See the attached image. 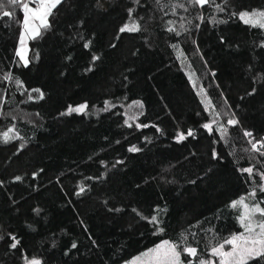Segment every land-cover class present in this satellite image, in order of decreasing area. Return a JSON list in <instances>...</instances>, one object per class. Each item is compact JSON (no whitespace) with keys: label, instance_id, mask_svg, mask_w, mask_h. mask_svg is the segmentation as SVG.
<instances>
[{"label":"trees","instance_id":"trees-1","mask_svg":"<svg viewBox=\"0 0 264 264\" xmlns=\"http://www.w3.org/2000/svg\"><path fill=\"white\" fill-rule=\"evenodd\" d=\"M0 3V264H127L165 240L199 264L244 231L233 202L264 207V28L240 13L264 0H63L27 65L22 7Z\"/></svg>","mask_w":264,"mask_h":264},{"label":"snow or ice","instance_id":"snow-or-ice-1","mask_svg":"<svg viewBox=\"0 0 264 264\" xmlns=\"http://www.w3.org/2000/svg\"><path fill=\"white\" fill-rule=\"evenodd\" d=\"M7 3L11 5H19L23 10V28L25 31L24 33H21V48L17 52V55L24 61V64L27 65V49L25 47L26 38L28 36L35 38L40 35L41 28L46 29L49 27L48 17L52 14L53 9L61 3V0H30V3L35 5L34 7L30 6V3L25 2V0H7ZM194 3L203 6L209 3V0H194ZM0 6H2V3H0ZM3 15L12 16V13L5 11ZM240 19L245 24H250L252 26L258 25L259 27L264 28V12L251 14L242 12L240 13ZM36 21H39L38 25L35 23ZM136 30H138V28L135 24L132 26L126 25L120 29L121 32ZM85 107L86 105H81L78 108L69 107L68 112H81ZM228 123L235 124L237 122L235 120H230ZM204 127L211 131L210 124H205ZM11 131L12 129H9V132ZM188 135H192V132L189 131ZM245 135L251 136L252 134L246 132ZM3 138L5 142H7V140L10 139L9 133L5 132ZM178 138L182 140L184 139V135L180 134ZM258 143H261V147H264V142ZM252 149L259 151L256 143H252ZM129 150L137 151L134 147ZM242 171L251 174L253 169L245 168L242 169ZM16 179L20 178L17 177ZM81 191H83V188ZM252 195H255V193ZM238 205L243 208L238 219L244 231L239 234H233L230 238L225 239L224 243L211 249V254L219 258V264H249V261L264 258V208L260 207L259 203L250 207L249 204L245 202L244 197L234 201L232 207L236 208ZM257 214L259 215L257 216ZM152 220L155 221V217H153ZM13 239L15 238L13 237ZM225 244L230 245L231 249L225 251ZM12 247L15 248L16 244L13 243ZM73 247H75V244H73ZM177 248L178 246L176 244L165 240L156 247L142 253L141 256L136 258V261L138 264H183V261L181 260V251H178ZM183 251L193 257L197 255V250L193 247H186ZM30 264H40V261L32 260L30 261ZM189 264H191V262H189ZM199 264H214V262L201 259Z\"/></svg>","mask_w":264,"mask_h":264},{"label":"rangeland","instance_id":"rangeland-1","mask_svg":"<svg viewBox=\"0 0 264 264\" xmlns=\"http://www.w3.org/2000/svg\"><path fill=\"white\" fill-rule=\"evenodd\" d=\"M63 0H61V2H62ZM25 2H29L30 3V0H25ZM59 5V4H58ZM30 6H32V7H34L35 5L34 4H31L30 3ZM55 9V8H54ZM53 9V10H54ZM53 12V11H52ZM49 17H50V15H49ZM49 17H48V23H49ZM37 25L39 24V21H36L35 22ZM44 28H41V32H42V30H43ZM24 28L22 29V33H24ZM41 34V33H40ZM36 37H38V36H36ZM35 37V38H36ZM20 39H21V36H20ZM32 39H34V38H32L31 36H28L27 38H26V40H25V47H26V49H27V53H26V59L29 61V59H28V56H29V45H30V41L32 40ZM20 48H21V43H20V40H19V46H18V51L20 50ZM19 57V56H18ZM19 60L22 62V63H24V61L23 60H21L20 59V57H19ZM245 202L246 203H248L249 204V206L250 207H252V206H254L255 204L253 203V199H251V198H248V199H245ZM261 207V206H260ZM262 208H264V207H262ZM236 209H239V211H240V213L243 211V208H242V206H237L236 207ZM259 214H257V216H258ZM215 244L212 246H210V247H208V252H209V259L208 260H206V261H213L214 262V264H219V258L218 257H215V256H213L212 254H211V249L213 248V247H218L220 244H222V243H224V242H221V243H216V242H214ZM231 249V246L230 245H227V244H225V247H224V250L225 251H228V250H230ZM183 256H186V257H188L190 260V262H191V264L192 263H194V262H196L197 261V259H199V253L197 252V255L195 256V257H193V256H190V255H188L186 252H181V260L183 261V264H189V263H187V262H185L184 261V259H183ZM26 264H30V261L29 262H27ZM127 264H138V262L136 261V258L135 259H133L132 261H130V262H128Z\"/></svg>","mask_w":264,"mask_h":264},{"label":"built area","instance_id":"built-area-1","mask_svg":"<svg viewBox=\"0 0 264 264\" xmlns=\"http://www.w3.org/2000/svg\"><path fill=\"white\" fill-rule=\"evenodd\" d=\"M258 149H259V150H261V149H262L261 145H259V146H258Z\"/></svg>","mask_w":264,"mask_h":264}]
</instances>
